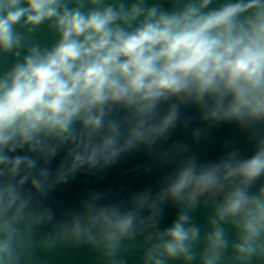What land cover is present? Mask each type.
<instances>
[{"label":"clouds","instance_id":"9594fccd","mask_svg":"<svg viewBox=\"0 0 264 264\" xmlns=\"http://www.w3.org/2000/svg\"><path fill=\"white\" fill-rule=\"evenodd\" d=\"M45 23L51 47L32 40ZM0 54L13 60L0 72V264L63 246L101 264H126L130 251L140 264H264V0H0ZM189 102L238 125L251 154L189 158L156 197L128 209L94 198L40 235L53 217L33 194L48 179L38 159L68 146V173L107 165L162 138ZM202 200L205 228L191 216ZM165 201L179 211L160 230Z\"/></svg>","mask_w":264,"mask_h":264},{"label":"water","instance_id":"95a60500","mask_svg":"<svg viewBox=\"0 0 264 264\" xmlns=\"http://www.w3.org/2000/svg\"><path fill=\"white\" fill-rule=\"evenodd\" d=\"M147 2L160 4L162 0ZM219 2L222 0H214V3ZM56 39L47 23L41 25L32 36V40L42 47H51ZM12 63L10 55L0 54V72L7 70ZM233 151L242 157L251 154L248 134L233 122L205 119L200 107L191 102L179 106L176 123L162 138L152 144L136 145L107 165H84L68 173L69 149L68 146H63L47 161L37 160V168L45 169L48 179L45 190L42 193H35L33 190V194L38 207L50 211L53 217L51 222L38 226L40 235L54 231L58 222L70 219L94 198L99 204L131 208L135 198L141 195L156 197L166 187L169 176L179 163L195 158L198 164L211 165ZM12 155L31 154L18 150ZM62 168L66 175L64 179L57 181V174ZM178 211L179 208L170 201L162 202L158 228H168ZM212 212L211 203L206 204L202 200L191 213L192 222L205 228ZM124 259L126 264H140L139 253L136 251L128 252ZM33 264H101V261L86 246H63L50 252L38 251ZM175 264L183 262L177 261Z\"/></svg>","mask_w":264,"mask_h":264}]
</instances>
